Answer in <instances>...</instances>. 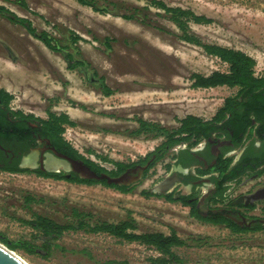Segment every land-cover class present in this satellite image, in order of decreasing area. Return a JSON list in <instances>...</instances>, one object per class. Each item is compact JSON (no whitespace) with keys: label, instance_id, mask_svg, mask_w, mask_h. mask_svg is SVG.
<instances>
[{"label":"rangeland","instance_id":"1","mask_svg":"<svg viewBox=\"0 0 264 264\" xmlns=\"http://www.w3.org/2000/svg\"><path fill=\"white\" fill-rule=\"evenodd\" d=\"M15 1L0 0V6L29 20L37 32H47L66 52L90 67L85 74L68 70L60 54L0 16V89L11 96V108L34 118L46 119L45 112L68 114L74 126L65 125L62 138L81 156L105 169L111 168V162L139 159L164 141L151 132L132 136L137 120L171 131L188 115L209 119L225 98L237 92V87L191 88V74L208 76L225 72L227 66L200 47L182 41L168 17L149 5L151 0H88L99 12L76 0H25L27 9ZM158 1L210 19L209 25L190 23V33L205 44L243 52L255 60V76L264 77V0ZM73 35L79 37L76 44ZM130 68H145L142 73L174 85L163 88L143 80L125 83L129 74L140 76ZM19 72L38 79L25 81ZM99 78L112 90L110 97L101 94ZM167 160L127 194L102 184L87 186L30 173H0V236L39 246L38 233L24 222L41 216L59 225L70 224L74 221L72 210H77L91 215L90 225L97 221L118 223L130 217L137 234L168 235L173 230L191 244L173 248L183 264H264V229L233 234L190 218L188 208L180 202L141 194L152 188L151 180ZM235 189L239 190L232 195L244 190ZM27 196L35 201L27 204ZM52 244L48 256L16 253L28 264H148L150 258L159 256L140 243L80 230L65 231Z\"/></svg>","mask_w":264,"mask_h":264},{"label":"flooded vegetation","instance_id":"2","mask_svg":"<svg viewBox=\"0 0 264 264\" xmlns=\"http://www.w3.org/2000/svg\"><path fill=\"white\" fill-rule=\"evenodd\" d=\"M247 101L246 98L238 99V104L233 107L238 113L228 115L216 124L209 123L213 116L209 119L195 116L200 119L197 126L202 132L200 138L192 137L190 141L169 149L164 155L159 149L147 160H143L146 153L132 162H121L124 168L121 173L120 166L114 163H110L111 168L106 170L118 177L123 173L131 174L133 170L143 168L138 181L129 185H116L134 188L147 180L164 158H168L162 166L160 165L162 171L151 180L152 188L146 190L147 193L159 196L166 202H169V196L184 198L188 203L185 206L188 208V215L197 222L224 227L229 231L230 228L248 231L258 227L263 229L264 180L260 179L264 175V106H258V102L251 105L256 113L246 116V108L239 104ZM5 102L6 98L0 91V173L19 174L13 173L12 170L20 169L43 173L63 172L67 178L78 176L72 171L64 170V167L57 172L48 169L47 161L55 152L73 161L80 160L58 150V141L51 137L45 123L28 117L32 116L30 114L11 108L10 101L8 104ZM45 116H50L49 112H45ZM47 119L48 117L43 120ZM34 152L35 163L25 164V160ZM159 156L161 157L150 167ZM230 159L227 171L221 172L225 162ZM49 162H53L52 158ZM30 174L38 176L34 172ZM227 175L229 176L224 178ZM167 177H174V181L167 187L169 191L165 194L153 192L156 186H163ZM238 187L244 190L232 195L235 190H239L235 189ZM192 211L200 218L191 216ZM254 211L258 213L253 214ZM211 219L220 223L213 224ZM231 224L232 227L228 228Z\"/></svg>","mask_w":264,"mask_h":264},{"label":"trees","instance_id":"3","mask_svg":"<svg viewBox=\"0 0 264 264\" xmlns=\"http://www.w3.org/2000/svg\"><path fill=\"white\" fill-rule=\"evenodd\" d=\"M79 4L88 6L94 11L99 12L95 4L88 0H76ZM15 3L18 7L27 9V4L25 0H16ZM113 5V4H112ZM149 5L161 11L164 15L168 17L170 22L178 29L181 33L180 39L188 44L200 47L203 51L212 57L219 59L222 63L227 65V70L225 72H212L208 76H202L199 74H191L190 79L192 81V89H210L216 87H237L238 91L234 97H228L223 100L222 106L215 112L213 115L210 124H216L226 118L228 115H234L238 113L233 109L235 105L238 104V99H248L247 103H240V106H243L245 109L246 116H250L251 113H256L252 106L258 102V106H264V77H257L254 73L255 60L247 56L241 51L221 47L213 44H205L201 42L194 34L189 31V24L193 23L195 25H209L211 20L205 16H198L190 10H185L179 7H169L162 1L151 0ZM0 16L7 19L10 23L22 27L31 37L38 40L42 43L47 49L51 52L60 54L64 61L66 62V67L68 70H80L84 74L87 73V69L90 67L88 63L84 60L76 59L73 54L66 52L65 47L61 46L57 40L52 38L47 32H37L33 28L31 22L25 18H20L12 13L9 9L0 6ZM123 19H130V17L122 16ZM72 42L76 44L79 40L78 36L73 35ZM108 47L109 44H108ZM96 74H92V80L95 78ZM97 85L100 88L101 94L105 97H110L113 92L108 88L102 78L97 80ZM1 93L6 98V104L11 101V96L8 95L5 91L1 90ZM247 105L249 107H247ZM50 116H47V120H41L34 118L33 116H28L33 119L41 120L46 124L47 131L50 133L51 137H54L58 142V150L72 158L82 161L86 166H88L94 173L97 175L106 174L110 177H115L112 173L108 172L104 167L91 162L90 160L81 156L68 142L62 138L64 131V126H74V123L70 121L69 117L65 114H59V116L49 113ZM200 122L199 118H196L193 115H188L183 119L179 120L178 128L168 131L162 127H159L154 124H149L143 120H137L138 128L130 134L132 136H138L143 132H151L157 136H162L164 141L156 147L153 151L147 153L143 160L149 159L151 156L157 153L159 149L162 150V155H164L169 149L184 144L192 137L200 138L202 132L198 124ZM156 151V152H155ZM161 156L157 157L150 165L153 166L155 161H157ZM104 162H108L104 158H100ZM144 162V161H143ZM119 167V173H121L124 168L121 162H111ZM231 159L227 160L223 165L221 172H226ZM13 173H36L40 177L50 178L57 181H68L75 184L81 185H96L102 184L108 188L118 190L120 193L127 194L132 191L133 188H126L124 186L109 185L105 180L96 181L89 179H81L76 175H73L71 178L64 176V173H43L40 171H29V170H12ZM229 175L225 176L227 178ZM230 179V178H229ZM145 197L152 196L146 191L141 192ZM169 202H180L182 205L186 206L188 203L181 198H171L168 197ZM24 200L27 204L35 201L33 197L27 196L24 197ZM40 201V199L36 200ZM72 216L74 221L70 224L59 225L52 222L49 219L43 218L41 216H34L32 220L24 222L26 225L30 226L34 231L38 233V238L41 240L39 246H35L31 242L23 240H14L9 241L7 238L0 236V243L3 244L6 248L13 252L23 251L29 254H44L48 256L52 250L54 244L53 241L58 239L63 232L65 231H83L86 233H105L114 238L123 240L125 242H136L140 243L148 248L155 250L159 256L156 258H150L148 264H183L184 261L177 254L173 252V248H181L191 246L186 240L181 239L177 234L171 230L168 235L162 233L153 232V233H141L137 234L134 231L136 230V224L134 220L130 217L120 221L118 223H108L104 221H97L93 225L89 224L91 215L85 212H79L77 210H72ZM191 216L200 218L195 214V211L191 212ZM213 224H219V221L214 219L210 220ZM232 227L228 225V228ZM262 228H256L251 231H258ZM264 229V228H263ZM231 233L240 234L242 232H247L248 230H241L238 228H230ZM193 240H191L192 243ZM201 244V241H198ZM109 264H115L110 262Z\"/></svg>","mask_w":264,"mask_h":264},{"label":"water","instance_id":"4","mask_svg":"<svg viewBox=\"0 0 264 264\" xmlns=\"http://www.w3.org/2000/svg\"><path fill=\"white\" fill-rule=\"evenodd\" d=\"M35 155V152L33 153ZM30 156V155H29ZM51 158L55 159L56 161H61L67 164L68 171H72L78 175L81 179H89V180H96V181H103L105 180L109 185H129L130 183L136 182L140 179V175L143 171V168L139 170H133L132 173H123L118 177H110L106 174L97 175L93 171H91L87 166H85L80 161H73L72 159L61 155L59 153H54V155L50 156ZM174 181V177L165 178L163 186L158 185L155 187L153 192L165 194L169 191L167 188L171 182ZM164 190H163V189ZM0 264H24L21 260L15 255V252L9 250L4 245L0 244Z\"/></svg>","mask_w":264,"mask_h":264},{"label":"bare ground","instance_id":"5","mask_svg":"<svg viewBox=\"0 0 264 264\" xmlns=\"http://www.w3.org/2000/svg\"><path fill=\"white\" fill-rule=\"evenodd\" d=\"M120 68V67H119ZM124 68V67H123ZM126 69V68H125ZM143 70H145V68H142ZM142 69H138L137 71H135L133 68H130L129 70H132L133 72H136V73H138V74H140V76H138V75H135V74H129L126 78H124V82L125 83H131V82H133V81H135V80H143V82H147V83H150V82H156V84H157V86H161V87H163V88H165V86H168V85H171L172 87H173V82L172 81H169V82H160V81H158L157 80V77H155L154 75H153V77L150 75V73H148V74H144V73H142L143 71H142ZM128 70V69H127ZM126 72V71H125ZM8 74V73H7ZM19 75L21 76V78L23 79V80H25V81H37V77H35L34 75H28V73L27 72H24V73H22V72H19ZM146 75H148V76H146ZM160 80V79H159ZM25 83V82H24ZM26 85L28 84V83H25ZM166 84V85H165ZM168 88H170V87H168ZM145 93V92H144ZM143 93V94H144ZM141 95H142V93H141ZM145 99V98H144ZM139 100V99H138ZM146 100V99H145ZM50 159H51V157H50ZM49 159V160H50ZM34 160H35V155L34 154H31L30 156H29V158H27V160H25L26 162H25V164L26 163H28V164H30V163H33L34 162ZM49 160L47 161V167H48V169H50V170H54V171H59L58 169H61V167H64V170H66V171H68V166H67V164L66 163H64V162H61V161H56L55 159H53L52 158V161L53 162H49ZM35 163V162H34ZM29 167V166H28ZM15 255L21 260V262H23L24 264H28L25 260H23L17 253H15Z\"/></svg>","mask_w":264,"mask_h":264},{"label":"built area","instance_id":"6","mask_svg":"<svg viewBox=\"0 0 264 264\" xmlns=\"http://www.w3.org/2000/svg\"><path fill=\"white\" fill-rule=\"evenodd\" d=\"M227 66V65H226ZM1 244V243H0ZM3 245V244H2Z\"/></svg>","mask_w":264,"mask_h":264}]
</instances>
